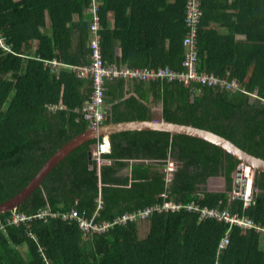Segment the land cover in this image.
Masks as SVG:
<instances>
[{"label":"trees","instance_id":"1","mask_svg":"<svg viewBox=\"0 0 264 264\" xmlns=\"http://www.w3.org/2000/svg\"><path fill=\"white\" fill-rule=\"evenodd\" d=\"M141 2H131L136 3L134 9L139 5V15L143 13ZM88 3L0 0V27L13 51L0 49V203L20 192L60 147L88 127L79 109L92 92L89 79L47 63L53 59L76 66L90 63ZM121 4L125 0H104L100 7L104 59L131 67L183 70L186 0H175L179 18L169 23L165 36H149L137 25V13L132 14L127 19L129 28L122 27L125 30L119 34L124 44L117 58L104 28L108 26L106 12L112 8L118 25L126 20ZM227 10L237 17L233 21L236 31L247 35L244 42L218 32L222 17L232 16ZM257 25L258 32L253 29ZM198 67L236 79L243 91L197 84L186 87L163 79L134 82L138 98L123 100L129 81L115 79L106 83L105 101L111 107L105 122L149 118L150 108L141 100L147 101L152 94L163 104L164 119L208 128L264 158V0H203ZM61 103L64 109H48L50 104ZM98 140H87L69 152L16 211L34 215L50 205L56 212L76 207L92 214L101 194L104 204L97 220H113L125 211L161 201L159 194L167 191L176 201L220 206L264 225V173L255 180L254 205L245 208L240 198L230 201L233 174L241 161L213 142L163 130L116 132L111 136V153L104 154L113 162L98 166L89 153ZM169 156L179 165L166 185L160 166ZM131 157H147L151 162L123 160ZM126 165L131 166V176L119 177L120 167ZM8 215L0 214V218ZM146 222L147 230L138 221L101 234L85 233L75 221L60 218L7 225L0 229V264H216L217 260L221 264H264V249L260 250L259 234L253 229L235 227L231 244L217 257L219 242L228 229L225 223L198 221L196 214L184 210L156 213Z\"/></svg>","mask_w":264,"mask_h":264},{"label":"built area","instance_id":"2","mask_svg":"<svg viewBox=\"0 0 264 264\" xmlns=\"http://www.w3.org/2000/svg\"><path fill=\"white\" fill-rule=\"evenodd\" d=\"M89 14H90V40L89 48L90 63L85 66L74 67L78 75L89 79L92 92L88 98L83 102L79 109V112L87 122L88 127L97 128L103 124L108 118L110 113V107L105 104L106 96V83L109 81H115V79H127V81L136 82H150V81H177L182 83L186 87H190L193 84L201 86H210L221 90L230 91H242L236 79H225L218 77L212 73L200 71L198 67L199 63V45H200V31L202 25L203 16V0H186L185 4V27L186 31L183 37V70L177 71L169 67L158 68L155 70L147 68H131L128 65H108L105 63L102 52V36L101 31L103 29L100 16V3L98 0H88ZM0 49L3 52L11 53V46L7 43V37L0 29ZM56 64L55 61L52 62ZM66 106L61 104H50L48 109L50 111H58L64 109ZM111 150V140L109 137H103L96 144L93 150V158L96 159L97 165L110 162L109 158L104 156V153ZM167 171L173 172L174 165L169 161L167 165ZM246 175H248V189L243 199L244 207L248 208L255 204L253 194L250 186V167H247ZM250 186V187H249ZM239 193L233 191L230 193V201L238 199ZM163 200L155 203L151 206L143 209H137L129 213H125L115 219L114 221H102L96 222V216L101 205H98L97 210L93 216H89L85 211H79L72 208L68 212H56L52 208L47 207L42 209L37 214L27 215L16 209L11 210L9 215L0 218V229L4 230L7 225H20L21 223H29L35 219L48 220L51 218H62L64 220H73L78 224V227L85 233L101 234L117 225H127L138 220L149 218L156 213L164 212H180L182 210L196 214L198 221L206 219H214L217 222H222L228 225V229L224 236L221 238L217 257H220L225 249L231 244V234L235 227L244 229H253L261 237L264 238V225L255 222L252 218L245 215V213H233L229 209L221 208L220 206L210 207L202 206L197 202L191 200L189 202L175 201L169 198L168 194H162ZM34 237H37L33 234ZM48 264H51L48 262ZM216 264H221L219 260Z\"/></svg>","mask_w":264,"mask_h":264},{"label":"crops","instance_id":"3","mask_svg":"<svg viewBox=\"0 0 264 264\" xmlns=\"http://www.w3.org/2000/svg\"><path fill=\"white\" fill-rule=\"evenodd\" d=\"M14 1H18V0H14ZM98 2L100 3V7H101L103 5L104 0H98ZM131 2H132V0H125V5L121 4V9L126 11V14L124 15L126 20H122L121 25H118V23H117L114 8H112L108 12H106V15H105L106 25H108V26H106L104 29L106 30V33H108L109 37L112 38V41L114 42V52H115L117 58L122 56V48H123L122 44H124V42H122L123 37H122V35H119V34H121L123 30H125L124 28H126V27H127V29L129 28L131 21H128L127 19L128 18L130 19L132 14H134L135 12L137 13V9L139 6V5L137 6V9L136 8L134 9V5L136 3H131ZM141 4H144L143 5V13L141 15L138 14L139 12L137 13V15L135 16L136 23L138 25V22H139V25L141 26L142 30L143 31L145 30V33L151 37L152 36H156V37L157 36H165L167 34L166 29H169V27H170L169 23H172L173 21H175L176 19L179 18L178 7H176L175 5L173 6V4H175V0H142ZM88 9H89V7L86 8L85 12L89 13ZM225 13L232 14V16L230 18L222 17V24L220 26H217L218 32L222 35L233 34L236 40L244 42L247 39V35L243 31H236V26H235V24H233V21L237 17L234 14V11L227 10ZM74 18L77 20L78 16L75 15ZM47 22H48V17H47ZM125 22H127L128 26L125 24ZM48 26H49V23H48ZM122 27H124V28H122ZM0 29H1V27H0ZM253 29L258 32L259 26L257 25V27L253 28ZM1 31L7 37V35L5 34V32L2 29H1ZM114 32H118V34H115ZM7 43H8V40H7ZM88 46H89V43H88ZM164 47H165V50H167L169 48V41L168 40L164 44ZM149 48L150 47H147V49H149ZM33 50H34V48L31 49L32 52H33ZM102 52H103V49H102ZM11 53H13V51ZM28 54H30V53H28ZM103 58H104V56H103ZM89 60H90V55H89ZM53 61L56 62L55 65H53V63H52ZM104 61L108 65H117V66L128 65V63L123 62V61L119 62V63L117 61H112L109 59H104ZM47 63H49L51 65V67H53V68H55V67L58 69L68 68V69H71L72 71H74V69H73L74 67H78V65L77 66L76 65H69V64L59 62L57 59H53L51 61H48ZM85 65H87V64H85ZM85 65H79V66H85ZM129 67H131V66H129ZM164 67H169V66H160L158 68H164ZM131 68L152 69L150 67H138V66L131 67ZM158 68H156V69H158ZM169 68H171V67H169ZM152 70H155V69H152ZM126 81H127V79H126ZM134 82H136V81H129V86L127 88V95L125 98H123V100H125L126 98H131V97L138 98V94L136 93V91L133 88ZM138 83H140V82H138ZM106 91H108V89H106ZM141 102H143V104L146 107L150 108V115H149L150 117L146 118V119L158 118L161 116L163 117V113H162L163 104L160 101H155L152 94H150L147 101L141 100ZM105 104H106V106L111 107L110 106L111 104L106 103V101H105ZM129 120H134V119H129ZM135 130H142V129H135ZM127 131H130V130H127ZM103 137H108V136L104 135V136H102V138ZM100 138H99V140H100ZM98 141L93 142L91 144L90 150L92 149V152H91L92 155L90 158L94 157L93 156V150L95 149ZM111 151H112V141H111V150L109 152H106V153H111ZM106 158H109L110 162L105 163V164L110 165L113 162L112 158L111 157H106ZM123 160L128 161L130 164H132L134 162H151V159H149L147 157H131V158H125ZM159 161L160 160L157 159L156 162L158 163ZM162 161H164V163H163L162 167L160 166V170L164 174V177L166 180V185H167L173 179V177H174L173 174L179 165V161H177L175 158H172V157H170L168 159H162ZM169 161H171L174 165V171L171 173L167 171V165H168ZM101 165H103V164H101ZM120 169L121 170H119V172L117 174L119 177L126 178V177L131 176V166L126 165L125 167H123V169H122V167H120ZM233 177H234V182H235L234 174H233ZM250 186H251V180H250ZM254 190H256L255 186L253 188L251 186L252 194H253ZM164 193L168 194L167 191H163L162 193L159 194V197H161V195ZM169 198L175 200L170 195H169ZM162 200H163V198H162ZM161 201H158V202H161ZM158 202H156V203H158ZM99 204L101 205V207L98 210V214H97L96 219H95L96 222L114 221L115 219H117L118 217H120L121 215H123L125 213H129V212H132L134 210H137V209H134V210L125 211L113 220H100L99 221V220H97V217L99 215L100 210L103 208V204H104L101 194H99L98 198L96 199V208L94 209V212L97 210ZM153 204H155V203H153ZM153 204H151V205H153ZM151 205H149V206H151ZM47 207L52 208L50 205H48ZM47 207H45V208H47ZM146 207H148V206H146ZM73 208L77 209L76 207H73ZM143 208H145V207H143ZM143 208H139V209H143ZM83 211L87 212L86 210H83ZM94 212L92 214H89L88 212L87 213L91 217V216H93ZM149 218L138 220V221L141 222V225H147L146 220ZM54 219H57V218H51V219L44 220V221L49 222V221H52ZM60 219H62V218H60ZM62 220H64V219H62ZM138 221H135L133 223H137ZM25 248H27V247L25 246ZM259 248H260V250L264 249V238L261 237L260 235H259Z\"/></svg>","mask_w":264,"mask_h":264},{"label":"water","instance_id":"4","mask_svg":"<svg viewBox=\"0 0 264 264\" xmlns=\"http://www.w3.org/2000/svg\"><path fill=\"white\" fill-rule=\"evenodd\" d=\"M163 130L169 131L171 134L184 133L191 136H196L220 146L225 151L231 153L236 158L240 159V164L234 172L235 182L233 188L239 193L238 198L244 199L248 189V175H246L247 167H250L251 186H255V180L258 173H264V158L251 154L246 149L239 146L228 137L219 134L208 128L199 127L192 124L174 122L164 119L162 116L152 119H134L124 121L104 122L97 128L88 127L85 131L75 135L69 139L62 147H60L41 167V170L20 192L9 199L0 203V214L10 212L18 206L23 205L32 194L43 185L47 176L54 170V167L62 161L65 156L78 145L83 142L108 136L111 139L113 133L127 130ZM92 149L89 151L91 154ZM91 157V155H90Z\"/></svg>","mask_w":264,"mask_h":264},{"label":"rangeland","instance_id":"5","mask_svg":"<svg viewBox=\"0 0 264 264\" xmlns=\"http://www.w3.org/2000/svg\"><path fill=\"white\" fill-rule=\"evenodd\" d=\"M254 97V96H253ZM214 188V187H213ZM218 188V187H217ZM215 189V188H214ZM219 189V188H218ZM220 190V189H219ZM144 229L147 230V225L144 226Z\"/></svg>","mask_w":264,"mask_h":264},{"label":"clouds","instance_id":"6","mask_svg":"<svg viewBox=\"0 0 264 264\" xmlns=\"http://www.w3.org/2000/svg\"><path fill=\"white\" fill-rule=\"evenodd\" d=\"M250 173H251V171H250Z\"/></svg>","mask_w":264,"mask_h":264},{"label":"bare ground","instance_id":"7","mask_svg":"<svg viewBox=\"0 0 264 264\" xmlns=\"http://www.w3.org/2000/svg\"><path fill=\"white\" fill-rule=\"evenodd\" d=\"M243 91V90H242Z\"/></svg>","mask_w":264,"mask_h":264}]
</instances>
